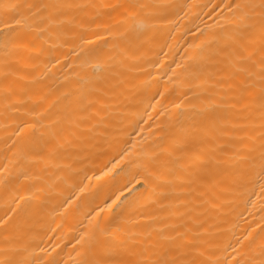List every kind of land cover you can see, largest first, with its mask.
Instances as JSON below:
<instances>
[{
  "label": "bare ground",
  "instance_id": "obj_1",
  "mask_svg": "<svg viewBox=\"0 0 264 264\" xmlns=\"http://www.w3.org/2000/svg\"><path fill=\"white\" fill-rule=\"evenodd\" d=\"M260 5L0 0V264H264Z\"/></svg>",
  "mask_w": 264,
  "mask_h": 264
},
{
  "label": "rangeland",
  "instance_id": "obj_2",
  "mask_svg": "<svg viewBox=\"0 0 264 264\" xmlns=\"http://www.w3.org/2000/svg\"><path fill=\"white\" fill-rule=\"evenodd\" d=\"M39 45H41V44H39ZM39 45H37V47H39ZM42 47H43V49H42ZM37 49V48H36ZM39 49V50H38ZM37 50H36V52L37 51H39V53H41L45 48H44V46H40V48H38ZM41 49H42V51H41ZM41 51V52H40ZM43 53V52H42ZM39 55L41 56L42 54H37V55H35V59H36V57H37V59H40V57H39ZM44 55V54H43ZM43 55H42V57H43ZM0 56H1V52H0ZM39 57V58H38ZM40 60H36L35 62H39ZM6 61L5 60H3L1 57H0V76H1V74H2V72H3V69H5L6 68ZM13 70V69H12ZM16 72V71H15ZM15 74V73H14ZM13 75V74H12ZM37 81V80H36ZM39 81V80H38ZM0 83H2V81H0ZM38 85H41V83H39ZM45 85V84H44ZM42 87H43V85H41ZM40 88V87H39ZM42 89V88H41ZM43 91H47V89L44 87L43 88V90L41 91L42 92V94H40L39 95V97H40V101H41V99H49V100H47V103L50 101V100H52L53 99V97H54V95H55V93H54V95H53V91H50L51 93V96L52 97H50V96H48V91L46 92L47 94H45V93H43ZM40 92V93H41ZM55 98V97H54ZM56 99V98H55ZM42 103H45V101H41ZM40 102V103H41ZM47 103H45V104H43V106L44 105H46ZM17 104V98L15 97V96H13L12 94H9V93H7V92H5L4 90H0V105H3V106H6L7 108H11V107H14L15 105Z\"/></svg>",
  "mask_w": 264,
  "mask_h": 264
},
{
  "label": "snow or ice",
  "instance_id": "obj_3",
  "mask_svg": "<svg viewBox=\"0 0 264 264\" xmlns=\"http://www.w3.org/2000/svg\"><path fill=\"white\" fill-rule=\"evenodd\" d=\"M11 7L15 8L16 6L15 5H12ZM29 7H31V5H29ZM235 7L239 8L241 7L240 5H236ZM261 9H262V12H261V16L262 18H264V0H261V5H260ZM15 23H20L19 20H14ZM261 65H262V69H264V58H262V62H261ZM264 78V77H262ZM261 106L264 107V90H262V93H261ZM261 167L262 169H264V151L261 152ZM155 264H175V261H167V260H162V261H157L155 262Z\"/></svg>",
  "mask_w": 264,
  "mask_h": 264
}]
</instances>
